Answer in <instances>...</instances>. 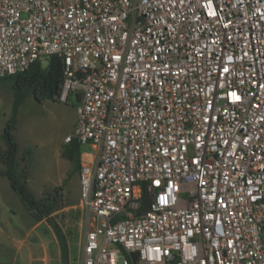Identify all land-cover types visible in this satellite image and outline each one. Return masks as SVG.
Masks as SVG:
<instances>
[{
  "label": "built area",
  "instance_id": "built-area-1",
  "mask_svg": "<svg viewBox=\"0 0 264 264\" xmlns=\"http://www.w3.org/2000/svg\"><path fill=\"white\" fill-rule=\"evenodd\" d=\"M53 55L81 264H264V0H0V79Z\"/></svg>",
  "mask_w": 264,
  "mask_h": 264
},
{
  "label": "rangeland",
  "instance_id": "rangeland-1",
  "mask_svg": "<svg viewBox=\"0 0 264 264\" xmlns=\"http://www.w3.org/2000/svg\"><path fill=\"white\" fill-rule=\"evenodd\" d=\"M10 81L0 80V150L4 124L12 110ZM75 94L67 103L37 102L31 95L23 101L13 135L19 146L18 158L26 157L28 186L37 199L56 189L66 207L54 214L66 236L68 264H81L84 236L79 173L61 157L63 140L73 133L76 122ZM83 150L87 151V147ZM66 181V183H65ZM31 249V251H30ZM0 264H63L56 236L45 221L36 223L24 210L6 178L0 176Z\"/></svg>",
  "mask_w": 264,
  "mask_h": 264
},
{
  "label": "trees",
  "instance_id": "trees-1",
  "mask_svg": "<svg viewBox=\"0 0 264 264\" xmlns=\"http://www.w3.org/2000/svg\"><path fill=\"white\" fill-rule=\"evenodd\" d=\"M10 81L13 90V103L10 117L4 124L2 140L4 147L0 150V176L6 178L11 190L17 195L24 210L35 220L36 223L47 222L52 228L58 241L61 260L63 264H68L69 247L66 236L54 219V214L65 208L60 191L56 189L53 193L44 198L37 199L28 186L26 157L18 158L19 146L13 135L18 122L19 109L25 98L31 95L37 102L58 101L61 86L63 84V64L58 55H53L47 59L45 65L35 63L31 68L21 74L0 79ZM81 146L72 141L63 144L61 157L71 163L74 171L79 173L81 165ZM66 183V181H65ZM151 203V198L143 189L138 216L147 213Z\"/></svg>",
  "mask_w": 264,
  "mask_h": 264
},
{
  "label": "crops",
  "instance_id": "crops-1",
  "mask_svg": "<svg viewBox=\"0 0 264 264\" xmlns=\"http://www.w3.org/2000/svg\"><path fill=\"white\" fill-rule=\"evenodd\" d=\"M94 158H95V150L91 147H87V151L84 150V152L83 153L81 152L80 154V159L82 162L91 163L93 162Z\"/></svg>",
  "mask_w": 264,
  "mask_h": 264
}]
</instances>
